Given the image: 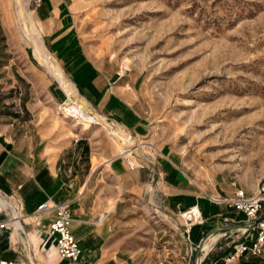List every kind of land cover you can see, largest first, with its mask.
Listing matches in <instances>:
<instances>
[{
	"label": "rangeland",
	"instance_id": "obj_1",
	"mask_svg": "<svg viewBox=\"0 0 264 264\" xmlns=\"http://www.w3.org/2000/svg\"><path fill=\"white\" fill-rule=\"evenodd\" d=\"M73 5L88 55L117 80L147 123L145 149L166 154L206 198L230 197L239 188L248 195L264 192V0H74ZM31 10V0H0L6 31L3 36L0 31V114L30 120L31 128L59 144L80 136L116 141L109 126L76 120L60 109L74 93L66 96L48 71ZM49 82L58 99L47 93ZM84 125L89 129L82 130ZM101 171L93 180L110 189L97 186L95 192L109 196L111 204L118 180ZM148 189L121 191L124 200L117 208L126 219L131 255L140 264H198L199 242L190 244L181 235L186 219L167 215ZM219 233L214 247H232L236 264H264V255H238L237 247L252 242L255 229Z\"/></svg>",
	"mask_w": 264,
	"mask_h": 264
},
{
	"label": "crops",
	"instance_id": "obj_2",
	"mask_svg": "<svg viewBox=\"0 0 264 264\" xmlns=\"http://www.w3.org/2000/svg\"><path fill=\"white\" fill-rule=\"evenodd\" d=\"M73 3L74 0H42L40 6L32 8L39 44L74 93L66 102L74 100L91 111L94 119L88 123L109 126L118 142L80 136L59 144L43 136L35 126L31 128L30 120L0 114V222L10 220L9 228L0 229V259H21L29 264H140L126 246L127 223L117 208L124 200L121 191L150 188L153 201L167 215L182 216L196 207L198 217L182 216L186 221L180 223L181 235L190 244L202 243L216 224L243 223V213L204 197L200 187L166 154L145 149L148 142L141 139L148 136V125L117 80L97 67L88 55L75 25L78 9ZM0 31L6 35L1 16ZM48 71L67 96L56 74ZM51 88L47 83V93L58 99V92ZM26 108L31 110L30 103L26 102ZM89 127L84 125L82 130ZM114 132L126 142H121ZM126 157L135 160V169L128 167ZM100 167L102 173L109 170L118 180L119 190L116 192L113 187L111 204L109 196L95 192L97 186L105 187L99 179L96 183L93 180ZM47 197L69 204L70 230L82 251L77 261L64 259L56 251V237L49 233L54 213H36ZM100 214H105L104 219L96 223ZM239 230L246 231V227ZM217 235L221 233L214 234L197 252L198 264L237 263L239 257L232 247H214ZM190 244L186 243L183 254H187ZM208 246L210 250L206 252Z\"/></svg>",
	"mask_w": 264,
	"mask_h": 264
},
{
	"label": "built area",
	"instance_id": "obj_3",
	"mask_svg": "<svg viewBox=\"0 0 264 264\" xmlns=\"http://www.w3.org/2000/svg\"><path fill=\"white\" fill-rule=\"evenodd\" d=\"M42 0H31L32 8L41 5ZM152 145V144H151ZM121 155H126L121 153ZM127 165L130 169H135L137 165L130 157H126ZM70 171V170H68ZM261 193H253L248 195L242 188L236 189L230 197H211L208 199L216 204H225L233 208L235 211L243 213L244 222L250 223L256 219L263 217L254 225H248V229H255V237L249 244H240L237 247L238 255L252 254L255 256L264 255V213L262 212L263 197ZM52 211L54 213L53 221L49 225V233L56 237V251L58 255L64 259L77 261L81 256V248L79 247L75 237L70 230L72 215L69 204L66 202H55L50 197H47L36 209L37 214H45ZM104 214L96 217V223H101L104 219ZM10 220L0 222L1 228H9ZM0 264H29L28 261L4 260L0 259Z\"/></svg>",
	"mask_w": 264,
	"mask_h": 264
},
{
	"label": "bare ground",
	"instance_id": "obj_4",
	"mask_svg": "<svg viewBox=\"0 0 264 264\" xmlns=\"http://www.w3.org/2000/svg\"><path fill=\"white\" fill-rule=\"evenodd\" d=\"M40 34V33H39ZM42 48V47H41ZM43 55H44V62L46 64V66L48 67V69L50 71H53L56 76L58 77V79L61 81L62 85L64 86V88L66 89L65 91L69 92L71 91V88L70 86L68 85L67 83V80L64 79L61 71L57 68V66L54 64V62L52 61L51 57L44 53L43 52ZM42 55V56H43ZM74 96V95H73ZM64 102L61 106H60V109L65 112L68 116H71L73 118H75L76 120H80L82 122H91L92 119H94V116H93V113L91 111H87V109L84 107V106H81V105H78L77 102ZM68 104V105H66ZM71 104V105H69ZM62 112V113H63ZM93 116V117H92ZM96 118V117H95ZM256 193H264L262 191H257ZM195 215V217H198L199 215V211L198 209L195 207L193 211L189 212V213H185L183 214L182 216H184L186 219L188 218H193L194 216L192 215ZM105 215V214H104ZM103 215V216H104ZM194 217V218H195ZM222 233V232H221ZM214 235V234H213ZM213 235H210L203 243H202V249L203 247L205 246V244L211 239V237ZM220 236V235H219ZM218 235L216 236V238L214 239V241L217 239ZM213 241V243H214ZM213 246V245H212ZM210 246L206 247L205 248V251L207 252V250L209 249ZM210 250V249H209Z\"/></svg>",
	"mask_w": 264,
	"mask_h": 264
},
{
	"label": "water",
	"instance_id": "obj_5",
	"mask_svg": "<svg viewBox=\"0 0 264 264\" xmlns=\"http://www.w3.org/2000/svg\"><path fill=\"white\" fill-rule=\"evenodd\" d=\"M264 216V215H263ZM263 217L259 218V219H256L254 221H251L250 223L248 222H243V223H238V224H232V225H223V226H218L216 228H213L211 230H209L204 238H203V242L210 236V235H213L215 233H217V231H224V232H227V231H231V230H237V229H240V228H243V227H248V225H254L256 224L258 221H260ZM202 242V243H203ZM202 243L199 244L198 246V251L197 252H200L201 249H202ZM197 255H196V261H197Z\"/></svg>",
	"mask_w": 264,
	"mask_h": 264
},
{
	"label": "trees",
	"instance_id": "obj_6",
	"mask_svg": "<svg viewBox=\"0 0 264 264\" xmlns=\"http://www.w3.org/2000/svg\"><path fill=\"white\" fill-rule=\"evenodd\" d=\"M249 256L252 257V258H256V257H258V256H255V255H252V254H249ZM242 264H256V263H255L254 260H253V261H246V262H244V263H242Z\"/></svg>",
	"mask_w": 264,
	"mask_h": 264
}]
</instances>
